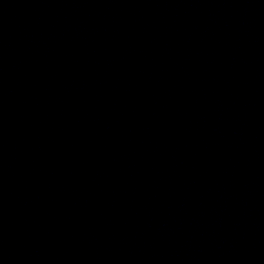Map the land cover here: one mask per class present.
<instances>
[{"label":"water","instance_id":"obj_1","mask_svg":"<svg viewBox=\"0 0 264 264\" xmlns=\"http://www.w3.org/2000/svg\"><path fill=\"white\" fill-rule=\"evenodd\" d=\"M0 264H264V0H0Z\"/></svg>","mask_w":264,"mask_h":264}]
</instances>
